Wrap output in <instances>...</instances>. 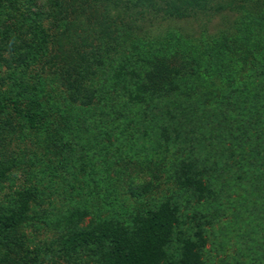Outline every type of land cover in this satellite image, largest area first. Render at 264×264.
<instances>
[{
	"label": "trees",
	"instance_id": "1",
	"mask_svg": "<svg viewBox=\"0 0 264 264\" xmlns=\"http://www.w3.org/2000/svg\"><path fill=\"white\" fill-rule=\"evenodd\" d=\"M258 1L244 2V21L256 30L251 47L245 39L207 75L229 94L213 103L215 117L208 112L204 123L232 127L220 134L230 132L238 145L246 127H264ZM227 2L220 10H232ZM205 6V0H0V264H33L20 253L28 252L24 230L40 226L55 230L65 264H163L177 206L159 187L162 169L140 156L136 142L150 134L145 127H156L146 125L142 104L172 97L176 70L172 51L151 52L160 38H148L142 25L159 14L183 20ZM52 86L65 92L62 101L50 98ZM27 138L29 145L16 143ZM164 172L178 190L206 193L196 161L177 162L172 176ZM199 262L196 242L185 240L178 264Z\"/></svg>",
	"mask_w": 264,
	"mask_h": 264
},
{
	"label": "rangeland",
	"instance_id": "2",
	"mask_svg": "<svg viewBox=\"0 0 264 264\" xmlns=\"http://www.w3.org/2000/svg\"><path fill=\"white\" fill-rule=\"evenodd\" d=\"M205 1V8L193 10L191 17L178 20L159 14L142 25L148 38H160L149 45L152 53L166 49L174 53L171 66L176 71L171 75L172 97L149 99L142 104L146 125L155 123L156 127L144 128L150 134L138 137L136 151L144 159L160 164L159 187L177 206V220L163 264H178L187 239L196 242L199 264H264V127H246V133L241 134L242 144L238 145L230 132L220 134L232 127H208L203 120L208 112L215 117L213 103L229 94L224 82L212 80L208 71L214 70L218 59H224L228 52L232 57L245 39L250 48L256 30L244 21L247 14L243 10L248 6L244 2L248 0H227L232 10H220L224 0ZM257 6L263 11L264 0H259ZM260 21L264 23V17ZM50 93V98L58 102L65 97L59 86H52ZM208 103L212 104L210 108ZM257 105L260 109L259 102ZM218 133L219 138L213 140ZM16 143L20 147L29 145V138ZM240 147L242 156L238 154ZM181 160L197 162L200 177L207 181L206 193L199 196L193 190H178L166 179L164 170L174 175ZM215 166L219 172H212ZM53 205L67 209L55 200ZM24 233L28 252L21 251L22 256L34 260L33 264H65L51 226H40L38 231L26 228Z\"/></svg>",
	"mask_w": 264,
	"mask_h": 264
}]
</instances>
